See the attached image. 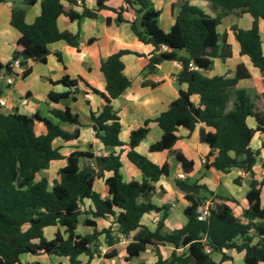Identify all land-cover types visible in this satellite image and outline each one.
Masks as SVG:
<instances>
[{"label": "trees", "instance_id": "obj_1", "mask_svg": "<svg viewBox=\"0 0 264 264\" xmlns=\"http://www.w3.org/2000/svg\"><path fill=\"white\" fill-rule=\"evenodd\" d=\"M36 1L24 0L11 9L10 24L20 36L11 61L3 64L0 60V80L13 74L15 59L27 61L21 63V72L15 74L21 78L31 73L30 61L46 63L52 42L64 40L78 48L79 32L61 31L57 24L59 16L70 20L97 18L99 11L109 9L117 14L114 21L121 23L125 21L123 12L133 9L136 18L130 22L132 31L143 45L152 46L144 75L155 72L164 61H178L181 69L177 82L187 86L179 89L177 98L166 110L154 118H147L129 134L126 156L140 170L141 181L123 179L121 150L116 152L115 149L124 145L119 137L122 125L112 101L131 85L130 77L124 72L123 55L141 56L142 53L119 49L101 60L105 103L100 111L91 112V120L94 136L102 142L107 154L95 156L90 151H71L65 156L66 165L59 170V180L52 186L41 173L49 168L52 160L64 158L60 147L54 145L55 139L67 141L79 137L83 125L78 114L68 106L53 108L50 115H43L40 111L31 115L17 110L6 112L0 107V264H42L38 260H22L25 254L67 257V264H81L79 256L84 254L87 257L85 264H93L97 257L112 259L119 256L120 234L128 239L123 256L126 263L147 249L157 255L151 264H221L232 260L226 253L229 249L243 252L245 264L264 263V178L255 169L261 151L251 146L257 133L264 134V90L253 98L245 88L236 87L239 80L252 76L243 62L236 65L232 77L205 74L212 69L215 58L225 61L232 56L228 31L218 29L222 18L244 13L252 16L251 26L244 29L234 24L230 31L240 46L239 53L247 55L264 74L260 32V21H264V0H201L209 4V12L191 0H181L169 31L160 26L162 10L153 0H96L92 8L85 6L83 0L80 4L77 0H40L39 14L28 23L26 7ZM113 1L122 4L110 6ZM76 6L82 10L77 11ZM111 22L107 17L106 23ZM94 40L90 38L88 43ZM55 54L62 61L61 53ZM60 82L69 89L51 90L48 98L55 103L78 90L77 80L68 75H64ZM150 85L155 87L157 83ZM192 95H198V104L192 101ZM258 96L263 100V106L257 102ZM248 117L254 118L255 127L248 125ZM36 122L42 124L40 133L35 128ZM151 122H156L163 133L149 146V151H165L173 155L184 174L194 170L195 161L174 149L181 138L179 128L187 129L190 134L201 124L200 141L209 147L204 167L223 173H229L235 167L250 175L245 193L247 206L241 209L240 215L234 213L233 204H239L236 199L215 193L197 179L176 177L175 185L184 191V198L188 201L183 209L187 220L180 228L164 231L171 205H158L152 201V196L156 192L154 183L170 175L171 164L168 161L158 164L136 150L147 136ZM62 123L71 125L72 129L63 128ZM81 159L94 160L97 169L90 164L80 167ZM260 164L264 168V158ZM104 172L110 174L105 178L108 195L103 197L95 190L94 184ZM233 183L241 185V177L234 178ZM208 196L211 197L209 215L200 220L198 208L206 203ZM145 214L159 216L154 228L142 222ZM82 215H85L83 224L93 227L89 234L76 231ZM98 217H111L112 223L99 230L94 219ZM48 226L58 227L50 239L45 236ZM166 243L174 248L168 257H163L160 246ZM101 244L105 245L103 251L99 249ZM214 254H220L219 261L213 258Z\"/></svg>", "mask_w": 264, "mask_h": 264}, {"label": "crops", "instance_id": "obj_2", "mask_svg": "<svg viewBox=\"0 0 264 264\" xmlns=\"http://www.w3.org/2000/svg\"><path fill=\"white\" fill-rule=\"evenodd\" d=\"M23 1L24 0L0 1V60L3 64L11 61L15 43L20 36V32L10 24L11 9L13 6L21 5ZM153 1L155 6L161 8L162 10L159 17L160 26L165 31H169L179 10L177 0ZM191 2L196 3L194 0H191ZM83 4L92 8L95 7L96 0H83ZM121 4V1H113L109 3V5L113 7H118ZM75 9L79 12L82 10L80 6H76ZM39 12L40 0H37L35 4L26 7V21L28 23H32ZM116 16L117 14L109 9L99 11L97 18L83 17L80 20H70L66 16H59L57 24L61 31H69L71 33L79 32L80 42L78 48L71 46L64 40L52 42L49 44L50 54L48 55L46 63L30 61L29 64L32 67L31 73L25 78L16 77L14 82L11 84L7 83L4 77L0 80V98L5 99L7 102V104L2 107V110L6 112H13L17 110L21 113L31 115L35 111H40L43 115H50L51 109H62L68 106L79 116L83 126L80 129V135L78 138L67 141L61 138L54 140V145L60 147V152L64 155V158L52 160L49 168L42 171L41 174L48 178L50 186L53 185L54 181L59 180V170L66 165L67 160L65 156L71 151H90L95 156L107 154L102 142L94 136V129L91 120V112L100 111L105 103L102 96V94L105 93V79L100 70L102 59L108 57L110 54L118 51L119 49H129L142 53L141 56H137L132 53L123 55L122 59L125 64L124 72L128 77H130L131 85L112 101L113 108L120 116L122 125L119 137L124 145L116 147L115 149L116 152L121 150V173L123 179L126 181L132 179L138 181L142 180L140 170L126 156V152L128 150L126 144L128 143L131 130L140 127L147 118H154L159 115L160 112L166 110L171 101L177 98L179 89H185L187 86L185 83L179 84L177 82V74L181 69V64L178 61H164L158 65L155 72L144 75V69L148 62L149 52L152 49V46L143 45L132 31L130 22L136 18V13L133 9H128L123 12V17L125 18L124 22L116 23L114 21ZM107 17H110L112 20L110 24L106 23ZM236 17L238 19L239 27L247 29L251 26L252 16L249 13H244L241 16ZM263 29L264 21L261 20L260 32L264 49V38L262 35ZM90 38H95V40L88 43V39ZM228 42L232 45V56L225 61L215 58L212 69L205 71V74L208 76L221 74L232 77L234 75L236 65L243 62L251 72L252 76L247 79L239 80L236 86L237 88H244L238 86L244 80H249L255 76H261L264 78V74H262L260 70L252 64L249 57L239 53L240 46L235 41L233 33L230 29L228 30ZM56 52L61 53L62 61L58 59L55 54ZM215 69H218L221 72L211 73ZM64 75H68L70 79L77 80L78 90L75 93H71L66 99L57 103L52 102L48 98V93L51 90L61 92L69 89L60 82ZM152 82L157 83V85L152 87L150 85ZM70 89L73 90L74 88ZM87 93L90 94L89 97L86 96ZM191 99L195 104H198V95H192ZM54 121L57 122L56 119H54ZM247 123L250 127H255L256 125L253 117H248ZM61 125L67 130L72 129V126L69 124L62 123ZM149 126L150 130L147 136L136 147V150L147 155L151 160L158 164H163L165 161H168L171 164L170 175L163 177L160 181L154 183L156 186V192L152 196V201L158 205L163 203L171 205L169 216L165 222L164 231L170 232L176 228H180L187 220L185 215L179 223H176L177 221L175 220L176 216L180 213L183 216V209L186 205H188V201L184 198V191L180 190L175 185L176 177L188 178L189 180L197 179L199 183L206 184L208 188L215 193L229 195L230 197L236 199L239 202L237 206L241 209L247 206L245 193L248 190V183L251 179L249 174V178L246 179L247 173L235 167L232 168L229 173H223L214 168H205L203 171H200L201 162L206 158L209 151L208 145L200 141L199 127L201 124H198L195 130H193L190 134L187 129L180 127L178 133L181 135V138L174 145V149L182 151L189 159H193L195 161V168L189 174H184L182 172L180 165L176 162L173 155H170L165 151H149V146L159 140L163 133L162 129L156 122H151ZM35 128L36 130L38 129V133H40L42 130V124L40 122H36ZM251 146L254 149H260L261 151L264 148V134L257 133L252 140ZM92 161L94 160L81 159L79 161V165L80 167H83L85 164H90ZM261 161L262 159L258 161L255 169L259 170L264 178V168L260 166ZM48 170L50 171L47 172ZM240 171H242V173H240ZM109 174V172H104L103 176L97 178L94 184L95 190L103 197L108 195L105 178ZM236 177H241V185L233 183V179ZM221 185L225 188L222 189ZM263 196L264 187L262 190V197ZM210 198L211 197L208 196L206 201L210 200ZM87 203H89V201H87ZM174 209H177V212L170 221L171 214ZM84 217L85 215L80 217L79 225L77 226L76 231L80 234H89L93 231V227L83 224ZM158 218L159 216L156 214H145L141 220L151 228H154ZM94 219L97 224V229L99 230L110 226L112 223L111 217H98ZM57 229V226L46 227L45 232L49 231L45 233L48 234L45 236L49 239L53 238ZM125 245L126 243H119V256L106 260L111 264H117L116 260L118 259L120 260L119 264H132L138 259L147 256L149 253H151L150 264L155 262L157 259L156 253L152 249H147L146 252L142 253L139 257L133 258L129 263H126L123 259L125 254ZM165 248L170 250V255L174 246L169 243L160 246V252L163 257H168L169 255L166 256L163 251ZM226 253L232 257V260L223 261L221 264H235L238 261L243 262V252L238 253L233 249H229L226 250ZM25 255L34 256L31 254ZM217 255V258L214 255L213 258L219 261L220 254ZM41 256L48 255L34 257ZM83 256L85 255L82 254L79 256V259L82 262L81 264H85L87 260V257L85 256L84 259ZM54 257L60 258L59 256ZM102 258L103 257L95 258L93 264H98ZM243 264L245 263L243 262Z\"/></svg>", "mask_w": 264, "mask_h": 264}, {"label": "rangeland", "instance_id": "obj_3", "mask_svg": "<svg viewBox=\"0 0 264 264\" xmlns=\"http://www.w3.org/2000/svg\"><path fill=\"white\" fill-rule=\"evenodd\" d=\"M194 1H196V4H198L200 6L202 5V7H204L208 12L210 11L208 3L204 2V1H201V0H194ZM180 2H181V0H177V4H179ZM234 24L238 25L237 17L235 15H233V14H228V15H225L223 17L222 23L218 26V29H219L220 32H223L225 30L228 31L230 29V27L232 25H234ZM262 35H263V38H264V29L262 31ZM215 72H221V71L218 70V69L217 70L215 69L211 73H215ZM238 86L239 87H244L248 91V94L254 98L256 95H261L262 94V92L264 90V78L261 77V76H255V77H253V78H251L249 80L242 81ZM256 99H257V102L259 103V105L263 106V100L259 96L256 97ZM37 132H38V129H37ZM204 169H205L204 162H201L200 171H203ZM49 171L50 170H48L47 172H49ZM239 175H241V174H239ZM247 178H249L248 174H246V179ZM172 184H173V181H172ZM221 188L224 189L225 187L223 188L222 185H221ZM202 193L205 194L204 192H202ZM241 197H242V195H241ZM233 206H234V210H235L234 212L236 214H240L241 208L239 206L235 205V204H233ZM176 212H177V209H174L172 214H171L170 221L172 220V218L174 217ZM183 217H184V214L182 216L181 213L178 216H176V218H175V220L177 221L176 223H179V221H182ZM47 232H45V233H47ZM45 235L47 236L48 234H45ZM163 251H164L166 256L169 255V251H170L169 249L165 248ZM148 255L138 259L136 262H133L132 264H150L151 253H149ZM214 256L216 258L218 257L217 254H214ZM83 258L85 259V256H83ZM34 259H38L42 264H66L67 263V258H62V257H60V258L54 257V256L34 257V256H30V255H23L22 256V260H24V261H26V260H34ZM242 261H243V259H242ZM119 262H120L119 259L116 260L117 264H119ZM243 262H239L238 261L235 264H243ZM98 264H111V263L108 262L106 259L102 258L101 261Z\"/></svg>", "mask_w": 264, "mask_h": 264}, {"label": "built area", "instance_id": "obj_4", "mask_svg": "<svg viewBox=\"0 0 264 264\" xmlns=\"http://www.w3.org/2000/svg\"><path fill=\"white\" fill-rule=\"evenodd\" d=\"M77 2L80 4V3H82V0H77ZM21 70H22L21 61L19 59H15L13 61V74L5 76L4 79L9 84L13 83L15 78L17 77L15 74L20 73ZM86 96L89 97L90 94L87 93ZM6 104H7L6 100L3 98H0V107H3ZM263 158H264V148L261 150L260 155L258 156V161L260 159H263ZM202 162H205V159H203ZM90 166L97 169V165L94 161H92L90 163ZM240 173H242V171H240ZM210 205H211V202H210V200H208V201H206V203L204 205L199 206V208H198V219L204 220L209 215ZM81 208H83L82 205H81ZM127 242H128L127 237L125 235L120 234L119 235V243L124 244ZM99 249L103 251L105 249V245L104 244L99 245Z\"/></svg>", "mask_w": 264, "mask_h": 264}, {"label": "water", "instance_id": "obj_5", "mask_svg": "<svg viewBox=\"0 0 264 264\" xmlns=\"http://www.w3.org/2000/svg\"><path fill=\"white\" fill-rule=\"evenodd\" d=\"M21 63H22V64H26V63H27V61H22Z\"/></svg>", "mask_w": 264, "mask_h": 264}]
</instances>
